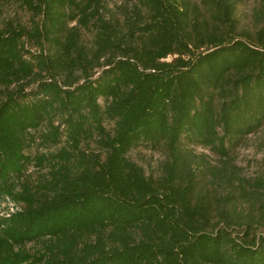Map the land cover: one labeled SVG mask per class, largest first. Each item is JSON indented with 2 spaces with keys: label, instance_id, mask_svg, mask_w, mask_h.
<instances>
[{
  "label": "trees",
  "instance_id": "16d2710c",
  "mask_svg": "<svg viewBox=\"0 0 264 264\" xmlns=\"http://www.w3.org/2000/svg\"><path fill=\"white\" fill-rule=\"evenodd\" d=\"M19 1L38 21L0 29V202L19 208L0 264H264V236L211 223L182 145L227 158L264 126V26L240 31L241 0H205L201 21L187 0H122L124 27L102 0ZM141 144L167 155L156 178L128 157ZM236 181L221 216L250 228L264 173Z\"/></svg>",
  "mask_w": 264,
  "mask_h": 264
},
{
  "label": "rangeland",
  "instance_id": "374dc122",
  "mask_svg": "<svg viewBox=\"0 0 264 264\" xmlns=\"http://www.w3.org/2000/svg\"><path fill=\"white\" fill-rule=\"evenodd\" d=\"M204 1L187 0L190 6L191 19L197 18L201 21L203 18H207L205 15L208 6ZM102 2L103 19L109 22L117 20L124 27L127 22L123 10L124 1L102 0ZM236 17L239 21L240 31L255 32L264 26V0H241L237 5ZM33 21L37 22L38 17H33L19 0H0V29L6 23L30 28ZM93 33V30H81L82 42L88 47L92 46ZM25 48L30 50L32 54L38 52L31 43H26ZM173 58L174 56L169 57L168 61ZM99 72L100 69H94L92 78H95ZM106 127L111 130V125ZM182 145L195 157H198L194 160V167H196L198 175L195 197L206 198L212 205L211 223L220 227H228L233 235L242 236L247 230L252 236H264V227L257 222V216L264 214V198L243 202L239 207L240 211L244 210L252 215L253 223L249 225L250 228H248L246 221H242V224H236L233 220L221 216V213L230 210V204L222 200L225 196L235 194L236 178L251 179L264 173V126L248 135L226 140L227 158H221L209 148L194 144L187 139L183 140ZM89 149L95 150V145L91 144ZM128 157L140 166L146 175L156 178L160 175L161 165L166 160L167 155L162 148L153 149L149 145L141 144L131 150ZM205 165L212 168L203 169ZM220 168L222 174L218 172ZM31 176L36 177L35 171ZM12 207L11 204L7 205L5 201L0 202V215L6 213L7 208H9L8 212H11V209L15 210ZM30 247L31 245L27 246V248Z\"/></svg>",
  "mask_w": 264,
  "mask_h": 264
},
{
  "label": "built area",
  "instance_id": "2783aa9c",
  "mask_svg": "<svg viewBox=\"0 0 264 264\" xmlns=\"http://www.w3.org/2000/svg\"><path fill=\"white\" fill-rule=\"evenodd\" d=\"M9 204H11V203H9ZM12 206H14L13 204H11ZM12 208H14L15 210H19V208L18 207H12ZM11 212H14V210L13 209H11Z\"/></svg>",
  "mask_w": 264,
  "mask_h": 264
}]
</instances>
